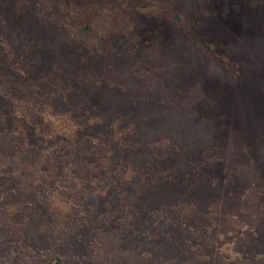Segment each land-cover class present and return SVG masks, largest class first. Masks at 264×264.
Instances as JSON below:
<instances>
[{"label":"rangeland","instance_id":"374dc122","mask_svg":"<svg viewBox=\"0 0 264 264\" xmlns=\"http://www.w3.org/2000/svg\"><path fill=\"white\" fill-rule=\"evenodd\" d=\"M63 1L0 0V264H264V0Z\"/></svg>","mask_w":264,"mask_h":264},{"label":"trees","instance_id":"16d2710c","mask_svg":"<svg viewBox=\"0 0 264 264\" xmlns=\"http://www.w3.org/2000/svg\"><path fill=\"white\" fill-rule=\"evenodd\" d=\"M51 1L55 5L56 9L63 14V16L65 17L67 22L71 21L73 24L76 22L71 16L69 6L66 3H64L63 0H51ZM92 27H93V24L91 23V21H86L79 28L81 30L90 31L92 29ZM37 168H38V166H37ZM57 219H59V215L55 216V220H57Z\"/></svg>","mask_w":264,"mask_h":264}]
</instances>
